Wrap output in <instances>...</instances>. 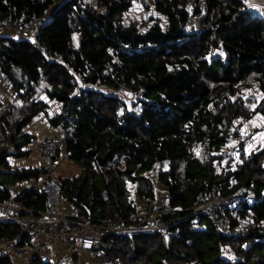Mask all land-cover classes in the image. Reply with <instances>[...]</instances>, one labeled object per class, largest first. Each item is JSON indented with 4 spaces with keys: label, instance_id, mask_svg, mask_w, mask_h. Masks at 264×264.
Segmentation results:
<instances>
[{
    "label": "trees",
    "instance_id": "trees-1",
    "mask_svg": "<svg viewBox=\"0 0 264 264\" xmlns=\"http://www.w3.org/2000/svg\"><path fill=\"white\" fill-rule=\"evenodd\" d=\"M194 1L154 0L163 21L125 23L137 0H0V21L12 9L22 21L42 17L34 37L0 38V74L16 98L0 104V201L12 195L7 182L41 173L12 168L9 158L30 154L23 146L32 137L22 129L46 112L44 92L63 106L50 122L62 125L68 159L80 167L76 176L59 177L56 188L91 224L107 225L87 252L98 264H264V132L249 144L243 127L264 116V20L246 10V0H202L200 29L187 32L186 6ZM108 68L118 70L115 82ZM99 86L138 97L127 104ZM93 151L107 157L103 165ZM153 179L165 189L160 202L175 209L163 217L172 221L168 234L116 233L144 222L136 198L145 212L153 208ZM213 187L238 200L225 210L228 232L193 214L198 195ZM17 201L33 214L50 207L48 192L37 187ZM16 232L0 221V236ZM66 261L78 264L76 255H34L24 264ZM0 264L15 261L0 257Z\"/></svg>",
    "mask_w": 264,
    "mask_h": 264
},
{
    "label": "built area",
    "instance_id": "built-area-1",
    "mask_svg": "<svg viewBox=\"0 0 264 264\" xmlns=\"http://www.w3.org/2000/svg\"><path fill=\"white\" fill-rule=\"evenodd\" d=\"M195 8H199L200 12L194 14ZM186 11L188 19L184 29L187 32L198 31L202 14L205 11L204 1L197 0L188 3ZM15 14L16 11L12 9L0 21V29L12 31L16 36L34 37L40 27L42 17L22 21ZM119 47L125 51L131 49L125 44H120ZM149 48H151L150 44L138 45L137 50L143 51ZM211 52L214 56L220 55L213 48ZM106 74L108 81L115 82L119 72L108 68ZM64 144L65 135L62 125L54 127L51 133L38 139L36 146L41 173L32 179V186L46 189L49 184H53V180L59 178L55 172L61 167L62 162L68 159ZM17 196L11 195L9 198L0 201V221L11 222L17 226V232L14 236H0V257L13 259L30 256V259L34 255H41L45 259L51 260L48 256L43 255L46 250L51 249V251L56 252V250L62 249L68 256H71L92 252L97 246V238L101 231L89 222L90 219L79 214L76 207H73L74 214L72 216L58 213L55 203H52L48 209L33 214L30 210L23 208L21 203L17 201ZM232 201L238 200L235 196H221L217 188L213 187L198 195L193 214L206 216L217 229L228 232L229 220L225 210L230 207ZM174 212L175 209L167 202H159L150 211L144 213L143 223H134L115 231L116 233L151 231L167 235L172 221H165L163 217ZM136 218L135 215L130 217L131 220ZM18 240H23V243L19 244Z\"/></svg>",
    "mask_w": 264,
    "mask_h": 264
},
{
    "label": "crops",
    "instance_id": "crops-1",
    "mask_svg": "<svg viewBox=\"0 0 264 264\" xmlns=\"http://www.w3.org/2000/svg\"><path fill=\"white\" fill-rule=\"evenodd\" d=\"M138 4L134 6V4L131 6L133 7V11L129 16H125V23H131V22H142L146 21L149 18H156L158 17V14L154 7V0H137ZM246 10L249 12L258 15L263 18L264 20V0H246L245 1ZM152 8L155 10V13L152 14ZM51 10V9H50ZM4 35L11 36V37H19L15 36V34L12 31H9L7 29H0V38ZM7 79L5 80V76L0 74V104L5 105L9 102H14L16 100L14 94L10 90L9 86L7 85ZM103 88H99L100 91H102L105 94L110 95H119L116 93L115 90H113L110 87L102 86ZM46 103V112H40L35 117L32 118V120L23 127L22 133L27 134L32 137V141L26 145L23 146L24 150H29L30 154L25 157L21 158H9V163L12 168H38L40 166L39 162V156H38V149L36 146V143L39 138L49 134L53 130V126L50 122V118L55 116L56 114L63 112V106L60 102H57L54 99L49 98L46 93H42L39 97ZM64 168L61 172V176H76L80 173V167L77 163L67 159L65 162H62ZM71 166V167H70ZM1 171V167H0ZM76 172V174H70L72 172ZM4 182H7L3 180ZM6 188L10 190L12 195H20L25 189L32 186V179L29 180H21L16 181L15 183H6ZM162 186V185H161ZM42 190H46L49 194V203L50 205L52 203L56 204L57 212L66 215V216H72L73 215V206L69 204V202L58 192L55 183L49 184L46 189L40 188ZM165 194V189L163 188V195L157 199V201L154 203H159L162 201V197ZM137 204V202H136ZM146 205H144L143 208ZM146 210V209H145ZM140 211V210H139ZM138 211V212H139Z\"/></svg>",
    "mask_w": 264,
    "mask_h": 264
},
{
    "label": "rangeland",
    "instance_id": "rangeland-1",
    "mask_svg": "<svg viewBox=\"0 0 264 264\" xmlns=\"http://www.w3.org/2000/svg\"><path fill=\"white\" fill-rule=\"evenodd\" d=\"M138 4L135 3L134 6ZM156 10V9H155ZM155 10L152 8V14L155 13ZM133 11V7L129 8L126 12H125V16H129ZM157 12V11H156ZM158 14V12H157ZM158 17L163 21L162 17H160V15L158 14ZM50 18V13L48 12V15L45 19V21H48ZM157 18V17H156ZM126 19V18H125ZM16 36V35H15ZM20 37V36H19ZM6 80V79H5ZM103 88L102 86H99L98 88ZM117 94H119L118 96L125 102H127V104H129L130 101H134L138 95L137 94H132L129 89L125 88V87H121L119 90H115ZM243 127H247L248 129L245 130L244 133L250 132L251 131V141L250 143H258L263 136V132H264V116H258L256 115L254 119H252L247 125H244ZM250 127V128H249ZM54 128V127H53ZM228 154L232 152L231 148H227ZM65 162V160H64ZM63 165V163H62ZM61 165V166H62ZM40 167V166H39ZM64 168V166H62ZM71 167V166H70ZM63 168H59L55 174L58 175L59 177H65V176H61V172L63 170ZM70 174H76V172H72ZM74 176V175H73ZM153 176V175H152ZM1 178H5L4 174H0ZM67 177H71V176H67ZM154 178V176L152 177ZM53 182H56V179L53 180ZM153 182L155 183V186H157V190H158V196H162L163 195V186H161L156 180L153 179ZM56 186V185H55ZM136 208L139 215H144L145 213V208L141 209L144 207V205H146L145 203H142L139 201V199L136 198ZM146 207V206H145ZM74 214V212H73ZM94 226H96L98 229L100 226H107L102 224H98L95 223L93 224ZM78 254V253H77ZM43 255L48 256L52 261H55L56 259H59L61 257H67L68 255L65 253L64 250L62 249H58L56 250V252L51 251V249L46 250ZM77 256V262L78 264H98L100 262L99 259L95 258L93 254H88V253H79ZM30 256H24V257H20V258H13V260L15 261V264H24L27 262V260L29 259ZM68 263V261H66ZM70 264V262L68 263Z\"/></svg>",
    "mask_w": 264,
    "mask_h": 264
},
{
    "label": "water",
    "instance_id": "water-1",
    "mask_svg": "<svg viewBox=\"0 0 264 264\" xmlns=\"http://www.w3.org/2000/svg\"><path fill=\"white\" fill-rule=\"evenodd\" d=\"M150 85H152V84H148L147 82H144V85L143 86H144V88H147ZM92 153H93V155H95V159L97 160V162L99 163V165H103L105 163V160L107 158L106 156L101 157L99 155H96V151H93ZM128 173H130V172L128 171ZM134 178H136V177H134Z\"/></svg>",
    "mask_w": 264,
    "mask_h": 264
}]
</instances>
